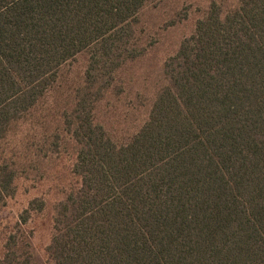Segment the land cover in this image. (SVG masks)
I'll use <instances>...</instances> for the list:
<instances>
[{
    "label": "trees",
    "instance_id": "16d2710c",
    "mask_svg": "<svg viewBox=\"0 0 264 264\" xmlns=\"http://www.w3.org/2000/svg\"><path fill=\"white\" fill-rule=\"evenodd\" d=\"M153 0H0V142L60 68L88 55L65 114L79 179L56 208L50 264H264V0L211 3L165 64L169 83L123 145L94 123L115 72L143 50L134 26ZM15 172L0 166V206ZM42 201H32L26 223ZM8 242L0 264H31Z\"/></svg>",
    "mask_w": 264,
    "mask_h": 264
},
{
    "label": "rangeland",
    "instance_id": "374dc122",
    "mask_svg": "<svg viewBox=\"0 0 264 264\" xmlns=\"http://www.w3.org/2000/svg\"><path fill=\"white\" fill-rule=\"evenodd\" d=\"M211 3L222 17L239 5L238 0H153L139 11L133 43L143 52L115 72L112 84L93 106L94 123L114 143H128L148 121L157 94L169 83L166 62L193 34ZM87 65L86 53L64 64L50 90L9 126L0 142V166L7 164L15 172L14 193L0 206V257L11 239L18 254L25 243L31 264H50L46 249L56 208L79 185L73 173L78 147L64 116L85 85ZM35 200L43 202L42 210L33 211L23 223L21 215Z\"/></svg>",
    "mask_w": 264,
    "mask_h": 264
}]
</instances>
